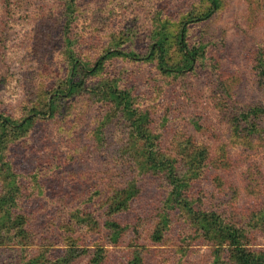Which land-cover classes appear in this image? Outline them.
Segmentation results:
<instances>
[{
  "label": "trees",
  "instance_id": "16d2710c",
  "mask_svg": "<svg viewBox=\"0 0 264 264\" xmlns=\"http://www.w3.org/2000/svg\"><path fill=\"white\" fill-rule=\"evenodd\" d=\"M2 2L4 10L9 11L11 0ZM221 6L222 0H50L46 7L37 5L41 12L33 18L30 61H44L43 65L48 67L43 75L47 79L39 88L34 82L25 84L20 116L12 117L0 106V247L5 251L20 244V248L26 249L34 242L28 203L24 200L29 186L7 160V148L29 131L39 115L53 119L68 113L67 109L78 106L80 97L85 95L96 101L103 112L92 134L97 147L108 145L106 125L117 118L123 142L114 148L112 157L119 164L112 167L116 173L111 174L109 183H124L119 189L112 185V194L105 203L89 204L83 200L73 206L70 214L62 215L52 227L50 238L48 235L38 240L43 249L37 255H17L0 263L71 264L84 257L86 264H143L146 247L137 238L131 240L133 248L126 260L111 261L108 248L99 243L101 234L98 238L95 232L103 227L107 242L116 246L129 228L135 229L136 225L132 227L126 216L137 209L133 206L135 201L144 202L139 196L144 187L138 186L144 174L160 177L158 181L163 186V192L156 193L157 198L147 199L152 205L164 195L151 233L153 242L163 239L177 213L186 218L194 237L211 248L213 258L208 264H264V248L252 244L254 230L264 232V203L248 216L236 211L237 188L219 190L221 196L214 201L206 200L204 193L190 196L193 175L208 162L209 147L189 134L176 142L175 154L160 151L158 137L150 128L149 114L134 104L131 91L122 87L117 73L115 77L107 69L116 60L125 59L155 64L159 74L172 79L197 74L211 58L201 26ZM212 60L213 66L220 69L214 56ZM114 69L121 72L115 66ZM253 69L257 84L264 86V49L255 52ZM91 76L99 78L92 81ZM44 97L45 101L40 99ZM218 115L234 141L249 147L253 136L260 134L264 105L228 98ZM122 155L130 162L129 168L121 160ZM222 158L224 154L218 156L219 164ZM52 162L43 166L49 169ZM223 166H227V160H223ZM40 167L37 165L32 175L38 176L43 170ZM80 170L81 175H87L85 179L96 171L95 167ZM99 189L97 182L93 183L88 197L96 196ZM60 243L62 247H54Z\"/></svg>",
  "mask_w": 264,
  "mask_h": 264
},
{
  "label": "rangeland",
  "instance_id": "374dc122",
  "mask_svg": "<svg viewBox=\"0 0 264 264\" xmlns=\"http://www.w3.org/2000/svg\"><path fill=\"white\" fill-rule=\"evenodd\" d=\"M49 1L11 0L10 10L6 12L0 0V106L12 117L21 115L25 84L34 82L39 88L47 79L43 73L48 66L43 65L44 61H30L29 47L33 18L41 12L37 5L46 7ZM201 28L204 39L209 42L211 58L207 67L195 75L188 73L172 79L159 74L155 64L125 59H118L114 64L121 72L115 71L114 66L107 69L114 76L117 73L122 87L131 91L134 104L149 114L150 128L158 137L160 151L175 154L176 142L189 134L209 147L208 162L193 175L190 196L204 193L206 200L214 201L221 196L219 190L237 188L236 211L250 216L264 203V115L259 120L260 134H255L246 147L234 141L218 110L228 98L264 105V86L257 84L253 69L255 52L264 49V0H222L221 8ZM212 56L220 69L213 66ZM91 77L92 81L99 78ZM40 99L45 101V97ZM95 102L85 95L80 97L78 106L67 109L68 113L53 119L49 115H39L23 137L8 144L7 160L22 174L21 180L26 187L29 186L24 200L28 203L34 242L26 249L20 248V244L5 251L0 247V262L17 255L25 258L37 255L43 249L38 240L48 235L50 238L52 227L62 215L70 214L73 206L83 200L89 204L105 203L112 194V185L119 189L124 183V180L109 183L111 174L116 173L112 167L119 164L112 157L114 148L123 142L117 118L106 125L108 145L103 143L97 147L92 131L103 108ZM220 154L225 158L220 159L219 164ZM121 160L127 168L131 166L123 155ZM223 160H227L225 167ZM47 161H53L49 169L43 166ZM37 165L43 170L34 176L32 173ZM93 167L96 171L88 175V179H85L87 175L80 174V169ZM159 178L144 174L140 178L138 186L141 184L144 189L141 188L139 196L144 202L135 201L133 206L137 209L126 216L132 227L136 225V230L129 228L121 244L113 246L107 242L101 227L95 232L98 238L99 234L102 236L99 243L108 248L111 261L114 258L126 260L133 248L130 242L137 238L146 247L143 264H208L213 258L211 248L194 237L195 233L181 214H174L172 226L161 241L151 240L164 195L152 205L147 199L157 198L156 193L163 192ZM95 182L101 190L90 198L92 192L88 189ZM206 200L205 204L210 205L211 201ZM253 236V247L264 248V232L254 230ZM61 244L54 247H62ZM86 262L87 258L83 257L71 264Z\"/></svg>",
  "mask_w": 264,
  "mask_h": 264
}]
</instances>
